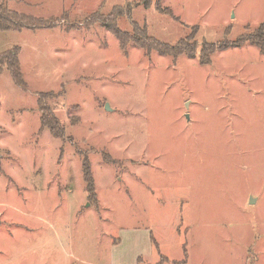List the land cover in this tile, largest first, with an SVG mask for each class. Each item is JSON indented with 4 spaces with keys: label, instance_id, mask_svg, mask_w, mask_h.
Here are the masks:
<instances>
[{
    "label": "rangeland",
    "instance_id": "374dc122",
    "mask_svg": "<svg viewBox=\"0 0 264 264\" xmlns=\"http://www.w3.org/2000/svg\"><path fill=\"white\" fill-rule=\"evenodd\" d=\"M0 5L57 19L0 31L26 84L0 63V264H105L127 227L150 230V264H264V52L246 41L198 59L203 42L264 39V0ZM112 13L168 45L192 35L197 56L122 48L100 19ZM42 93L62 138L41 127Z\"/></svg>",
    "mask_w": 264,
    "mask_h": 264
},
{
    "label": "trees",
    "instance_id": "16d2710c",
    "mask_svg": "<svg viewBox=\"0 0 264 264\" xmlns=\"http://www.w3.org/2000/svg\"><path fill=\"white\" fill-rule=\"evenodd\" d=\"M114 13V12H113ZM110 14L108 17L101 16V21L108 22L109 30L115 34L122 48H125L127 44H133L137 47L143 48L148 52L155 50L161 55H169L173 57H178L182 54L190 58H195L197 56V43L193 40L192 35H188L183 39H180L175 44L168 45L163 43L156 38L149 36L145 28H139L134 25L133 33H128L120 30L114 23L115 17L114 14ZM57 19L43 20L39 18H34L31 16L18 15L14 12L9 11L4 6L0 5V31H6L10 29H40L47 28L53 25V22H56ZM263 28L261 29L260 34L262 33ZM250 41L251 43L257 45L260 51L264 52V39L256 35L249 34L248 36L238 38L232 43H206L203 42L201 48L199 49L198 59L201 64H207L210 61V56L217 51L227 49L228 47L238 46L239 44ZM18 51L16 49L8 51L0 57L1 67H6V69L11 73V76L15 83L25 90V82L21 75V69L17 59ZM50 95L48 93H42L38 98V106L40 111V124L41 127L47 128L50 134L56 138H62L64 135L63 127L60 126L56 117L47 109V98ZM82 173L83 179L85 182L86 193L88 197L94 198L95 188L93 183V178L91 175L89 161L86 157L83 158L82 162ZM152 243L157 246V242L151 236ZM186 254V251L184 250ZM140 261V258H139ZM168 257L161 255L159 261L155 264H164L168 262ZM174 264H178V261L172 260ZM183 264V263H182Z\"/></svg>",
    "mask_w": 264,
    "mask_h": 264
},
{
    "label": "crops",
    "instance_id": "0c3cea01",
    "mask_svg": "<svg viewBox=\"0 0 264 264\" xmlns=\"http://www.w3.org/2000/svg\"><path fill=\"white\" fill-rule=\"evenodd\" d=\"M117 241L111 245L105 264H150V230L143 227H127L118 230ZM140 258V261H139Z\"/></svg>",
    "mask_w": 264,
    "mask_h": 264
},
{
    "label": "water",
    "instance_id": "95a60500",
    "mask_svg": "<svg viewBox=\"0 0 264 264\" xmlns=\"http://www.w3.org/2000/svg\"><path fill=\"white\" fill-rule=\"evenodd\" d=\"M106 108H108V105L106 104V106H105ZM186 117H187V115H186ZM252 201H253V199H251V203H252Z\"/></svg>",
    "mask_w": 264,
    "mask_h": 264
}]
</instances>
